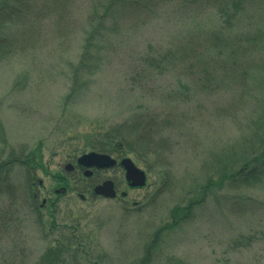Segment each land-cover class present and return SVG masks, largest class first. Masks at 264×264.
<instances>
[{
  "label": "rangeland",
  "instance_id": "rangeland-1",
  "mask_svg": "<svg viewBox=\"0 0 264 264\" xmlns=\"http://www.w3.org/2000/svg\"><path fill=\"white\" fill-rule=\"evenodd\" d=\"M99 1L73 0L65 28L48 15L38 25L35 47L0 58V162L29 163L1 171L6 182L0 184V208L13 214L10 228L0 231V264H264V165L246 187L218 183L243 160L264 158V49L242 63L237 80L224 70V55L209 49L207 66L220 67L211 78L221 92L206 93L174 52L190 35L201 41L211 36L219 23L213 10L192 11V1L182 7L186 0H173L149 19L123 16L113 29L112 18L96 24ZM257 16L246 13L252 25L235 27V34L255 36L264 25ZM78 66L82 87L71 96ZM139 108L154 118L152 141L160 150L159 162H146L153 166L149 173L134 156H125L145 172L144 187L129 189L114 167L99 175L117 180L116 198L86 192L81 200L75 190L95 180L66 172L67 160L92 151L98 132ZM63 176L76 188L57 195L52 189ZM208 180L215 185L203 191ZM28 186L38 204L46 197L54 202L38 211L41 225L26 204ZM196 200L200 204L179 225L162 231L145 260L155 232L172 222L171 211ZM76 222L85 241L59 251L67 237L63 227Z\"/></svg>",
  "mask_w": 264,
  "mask_h": 264
},
{
  "label": "trees",
  "instance_id": "trees-1",
  "mask_svg": "<svg viewBox=\"0 0 264 264\" xmlns=\"http://www.w3.org/2000/svg\"><path fill=\"white\" fill-rule=\"evenodd\" d=\"M39 1L40 2H37L36 0H0V58L14 57L26 49L35 47L37 42L36 39L38 37V35L36 36L38 25L39 23L42 24V22L48 18V15H52L56 18V26H63L65 28V19L70 18V5L73 0ZM170 1L173 0H101L98 2V6H96L99 10L97 9L98 12L96 10L93 18L96 17V24L98 26H101L98 22L104 21L106 17L112 18L111 24L113 29H115V22H117V19H122L123 16L126 17L130 15L131 17L143 16L145 19H149L150 14L158 9L161 4L165 5V3ZM186 1L187 3H182V7L188 6V1H192V11L197 8L200 10H213L219 19V23L214 30L208 32L211 36L204 37L207 38V40L201 41L202 39H198L200 36L194 37L193 35H190L191 38L188 42L181 49L179 48L180 50L178 49L174 52L175 55H178L177 63L186 62L185 64L187 66H185L188 67L189 70L193 71V82L198 90L206 93L210 91L209 93L211 94L217 93L218 91L221 92L220 87L215 86L218 82L211 78L213 74H216V70L220 71V67L218 69H214V62L212 68H208V63L206 62V57L208 56L207 54H210L208 51L209 49H213L214 54L217 52V55H224L222 58L226 64L224 70H226L227 75L231 79L234 78L237 80L239 76L241 77L242 75H240V73L243 74L241 71L242 63H246L247 58L257 52L260 46V49H264V25H262L261 30L258 29L257 32L254 33L255 36L244 35V37H242V35L235 34L234 28H238L239 25L247 27L246 24H249L250 22H245V16L246 13L251 14L252 11L255 15H259L257 18L260 19L261 22H264V0ZM97 31L98 30H96V34L98 33ZM93 32L94 30H91L89 34ZM10 34H16L19 38H11ZM93 39L94 35L86 38L87 42L84 41V46H82L84 50L91 46ZM201 54L205 56L203 59ZM219 62L220 59L217 61L218 65ZM79 68L80 70L75 71L71 78L73 80L70 86L72 93L69 92L71 96L73 91L82 87L80 83H78V73L81 71V66H78V69ZM221 70H223L222 67ZM87 76H91V74L88 73ZM211 86H213V88ZM148 113L149 112H146V110L144 111L139 108L137 112L134 113L137 115H131L121 122L107 127L104 131L100 133L98 132L96 134V138L90 143L91 150L110 155L117 160H120L127 154H131L136 158V160L144 164L146 172H151L150 169L153 166L147 165L146 162L149 157L153 158L155 162H159L160 155L158 154L160 153L158 151L160 150L154 146V142L152 141V137L155 135L153 132H156V129L154 130L155 127L151 124L154 121V118L151 115L149 116ZM141 114L148 115L141 116ZM127 124H131V127H127ZM162 138H164V136ZM14 163H21L22 165L29 164L27 160H21L19 158L6 162H0V176L2 170L5 171L4 169ZM263 165L264 158L260 157V155H255V157L251 159L243 160L238 170L228 172L227 175L221 177L218 183H223L225 180L232 185H241L246 187L250 182H255L258 179V175ZM3 174L4 176L2 180L0 179V184L2 185L6 182V175L5 173ZM213 185H215V183L208 180L203 191L213 188ZM24 198L27 202V206L36 217V223L41 225L42 220L38 216L41 203L38 204V196L30 188V186L25 189ZM200 199L203 200L202 198ZM201 200L190 202L182 208H175L171 211L172 222L155 232L153 239L147 248L145 260H148L147 257H149V252L157 243L158 237L162 231L172 229L173 227L179 225L180 222L187 217L189 212H191L195 206L200 204ZM47 207L48 206L43 207L42 209H47ZM51 207H53V205H49V208ZM8 209L9 208H6L4 210L0 208L1 232H6L11 226V213L13 214V212L10 210L8 211ZM48 215L50 227L51 229H54L53 214L49 213ZM63 228L66 230L67 237L65 238L62 247L60 246L58 248L59 251L67 248L72 250L83 244L85 237L82 234H79L78 222L71 223ZM45 254H47V252ZM45 254L43 255V258H47ZM49 254L50 251L48 252V258L50 259ZM3 264H12V262L6 261Z\"/></svg>",
  "mask_w": 264,
  "mask_h": 264
},
{
  "label": "water",
  "instance_id": "water-1",
  "mask_svg": "<svg viewBox=\"0 0 264 264\" xmlns=\"http://www.w3.org/2000/svg\"><path fill=\"white\" fill-rule=\"evenodd\" d=\"M77 164L84 169L83 176L89 177L91 175V168H96L98 170L112 168L116 165V160L107 154L88 152L78 157ZM119 166L124 170L125 181L129 187L141 188L145 185L146 177L144 171L136 167L129 158L121 159ZM64 170L70 172L72 166L68 164L64 167ZM56 193H63V190H57ZM93 194L103 197L104 199H113L115 197V191L112 182L106 180L97 185L93 189ZM80 198L82 199L83 197L80 196Z\"/></svg>",
  "mask_w": 264,
  "mask_h": 264
},
{
  "label": "flooded vegetation",
  "instance_id": "flooded-vegetation-1",
  "mask_svg": "<svg viewBox=\"0 0 264 264\" xmlns=\"http://www.w3.org/2000/svg\"><path fill=\"white\" fill-rule=\"evenodd\" d=\"M77 159H78V157H76V158L71 157L70 160H67V162H66L67 164H65V166L68 165V164L71 165L72 166L71 172L74 171V172L77 173V175H81L82 177H84L83 176L84 169L77 164ZM119 162H120V160H117V164L114 167H118L119 169H121L119 167ZM114 167H112V168H114ZM90 171H91V175L89 177H84V178L87 179V180H95V182H92V183L88 184L83 189H80L79 188L80 191L77 190V189L75 190L76 192H78V197L83 196L82 199H84V194H86V192H89L90 194H92L94 196L93 189L97 185H99V184L103 183L104 181L108 180V179H103L102 180V178L100 177L99 174L103 170H98L96 168H91ZM122 172H123V175H124V171L123 170H122ZM2 178H3V175L0 176V179L1 180H2ZM110 181L113 184V188H114L115 194L117 196L118 189H119V184L117 183V180L116 179H111ZM70 183H71V181L67 180V178L63 176L60 180H57L56 188H53L52 191L56 194L57 190L62 189L64 191V193H66L69 190H71L72 188H76L74 186L72 187V185ZM124 183L126 184L125 178H124ZM39 184H41V182ZM120 196H121V198H125L126 197V193L125 192H121L120 193ZM52 203H54V202L51 200V198L50 197H46L41 202L40 209H42L43 207L49 206Z\"/></svg>",
  "mask_w": 264,
  "mask_h": 264
}]
</instances>
